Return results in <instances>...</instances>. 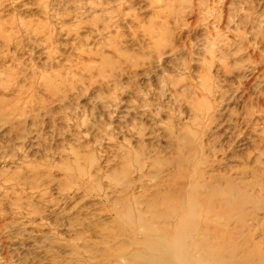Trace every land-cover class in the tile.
<instances>
[{"label": "rangeland", "instance_id": "374dc122", "mask_svg": "<svg viewBox=\"0 0 264 264\" xmlns=\"http://www.w3.org/2000/svg\"><path fill=\"white\" fill-rule=\"evenodd\" d=\"M0 264H264V0H0Z\"/></svg>", "mask_w": 264, "mask_h": 264}]
</instances>
